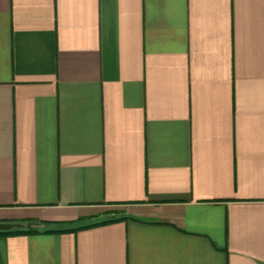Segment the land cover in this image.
I'll return each mask as SVG.
<instances>
[{
  "label": "crops",
  "instance_id": "1",
  "mask_svg": "<svg viewBox=\"0 0 264 264\" xmlns=\"http://www.w3.org/2000/svg\"><path fill=\"white\" fill-rule=\"evenodd\" d=\"M0 222V264H264V0H0Z\"/></svg>",
  "mask_w": 264,
  "mask_h": 264
},
{
  "label": "trees",
  "instance_id": "2",
  "mask_svg": "<svg viewBox=\"0 0 264 264\" xmlns=\"http://www.w3.org/2000/svg\"><path fill=\"white\" fill-rule=\"evenodd\" d=\"M122 217H110V218H106V219H101V220H96L90 223H80V222H73V228H82V227H89V226H94V225H98V224H103V223H107V222H111V221H115L118 219H121ZM17 230H21L20 228H14V229H9V230H0V234H8ZM31 230V229H29Z\"/></svg>",
  "mask_w": 264,
  "mask_h": 264
},
{
  "label": "water",
  "instance_id": "3",
  "mask_svg": "<svg viewBox=\"0 0 264 264\" xmlns=\"http://www.w3.org/2000/svg\"><path fill=\"white\" fill-rule=\"evenodd\" d=\"M30 226V224H25L23 222H0V230H9L17 227H22V226Z\"/></svg>",
  "mask_w": 264,
  "mask_h": 264
}]
</instances>
